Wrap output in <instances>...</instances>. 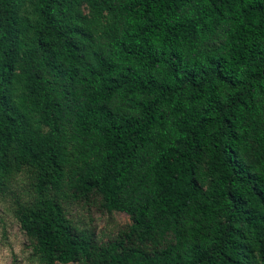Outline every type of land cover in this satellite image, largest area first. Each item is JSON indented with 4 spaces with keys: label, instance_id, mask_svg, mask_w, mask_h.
<instances>
[{
    "label": "trees",
    "instance_id": "16d2710c",
    "mask_svg": "<svg viewBox=\"0 0 264 264\" xmlns=\"http://www.w3.org/2000/svg\"><path fill=\"white\" fill-rule=\"evenodd\" d=\"M0 196L44 264H264V0H0Z\"/></svg>",
    "mask_w": 264,
    "mask_h": 264
},
{
    "label": "rangeland",
    "instance_id": "374dc122",
    "mask_svg": "<svg viewBox=\"0 0 264 264\" xmlns=\"http://www.w3.org/2000/svg\"><path fill=\"white\" fill-rule=\"evenodd\" d=\"M252 160V156L248 161ZM202 166L206 167L205 163ZM210 181L205 186H209ZM76 219L90 226L101 242L115 238L132 224L130 217L118 211L108 212L100 203L77 208ZM0 264H44L33 251V246L13 213V199L0 196Z\"/></svg>",
    "mask_w": 264,
    "mask_h": 264
}]
</instances>
